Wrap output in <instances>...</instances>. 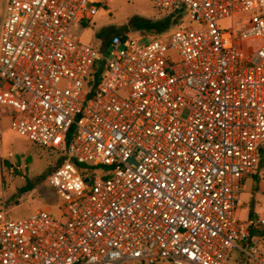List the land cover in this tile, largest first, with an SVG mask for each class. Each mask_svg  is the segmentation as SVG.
<instances>
[{
	"label": "built area",
	"instance_id": "obj_1",
	"mask_svg": "<svg viewBox=\"0 0 264 264\" xmlns=\"http://www.w3.org/2000/svg\"><path fill=\"white\" fill-rule=\"evenodd\" d=\"M107 1L0 0V146L9 121L64 158L59 218L0 209V264H264V219L238 213L264 158V0H149L186 23L82 43Z\"/></svg>",
	"mask_w": 264,
	"mask_h": 264
},
{
	"label": "rangeland",
	"instance_id": "obj_2",
	"mask_svg": "<svg viewBox=\"0 0 264 264\" xmlns=\"http://www.w3.org/2000/svg\"><path fill=\"white\" fill-rule=\"evenodd\" d=\"M135 17L160 21L169 17V13L159 10L149 0H110L106 2V6L101 5L90 23L82 28L80 40L82 43L99 47L100 40L96 34L100 30H118L127 26ZM248 18L249 14L238 17L235 21ZM182 23L185 24L186 20L173 17L169 29L164 34H170ZM222 24L225 28L230 27L227 22ZM128 34L133 38H143V43L162 35L156 31H129ZM3 112L9 113L6 108H3ZM0 152V209H5L14 220L27 218L36 211H47L53 217L59 218L63 214L62 199L49 181L51 170L58 162L59 153L37 146L20 136L9 127V121L4 123ZM257 174L258 179H248V192L242 196L244 207L238 213L239 218L243 220L248 219L251 212L257 218L264 219V166ZM42 175H45V178L35 188L19 194V190L28 180L33 181ZM236 259L237 254H234L230 264H236ZM128 264L148 263L136 261ZM156 264L168 262L159 261Z\"/></svg>",
	"mask_w": 264,
	"mask_h": 264
},
{
	"label": "trees",
	"instance_id": "obj_3",
	"mask_svg": "<svg viewBox=\"0 0 264 264\" xmlns=\"http://www.w3.org/2000/svg\"><path fill=\"white\" fill-rule=\"evenodd\" d=\"M175 17V14L173 13H169V17L165 18L164 20H160V21H151L148 20L146 18H141V17H135L132 18L129 22V24L127 26H124L120 29H115V28H107V29H103L100 30L97 34L96 37L102 41L104 44H108L111 40V37L114 34H120L123 33L126 36H130L128 34L129 31H156L158 34H164L167 32V30L170 27V23H171V19ZM64 161V158L62 156H60L58 158V162L56 164V166L53 167V169L51 170V173L57 168L59 167ZM264 166V158H261L257 171L255 174H253L251 176L252 179H258V171L260 169H262ZM50 171V170H49ZM45 178V175L40 176L39 178L35 179V180H28L25 184V186H23L20 190H19V194H23L25 192H28L30 190H32L33 188H35V186L41 182L43 179ZM250 217L251 218H257L256 215L251 212L250 213Z\"/></svg>",
	"mask_w": 264,
	"mask_h": 264
},
{
	"label": "water",
	"instance_id": "obj_4",
	"mask_svg": "<svg viewBox=\"0 0 264 264\" xmlns=\"http://www.w3.org/2000/svg\"><path fill=\"white\" fill-rule=\"evenodd\" d=\"M101 52H102L103 54H106V52H107V46H106V45H103V46H102V48H101Z\"/></svg>",
	"mask_w": 264,
	"mask_h": 264
},
{
	"label": "crops",
	"instance_id": "obj_5",
	"mask_svg": "<svg viewBox=\"0 0 264 264\" xmlns=\"http://www.w3.org/2000/svg\"><path fill=\"white\" fill-rule=\"evenodd\" d=\"M247 182H248V180H247Z\"/></svg>",
	"mask_w": 264,
	"mask_h": 264
}]
</instances>
